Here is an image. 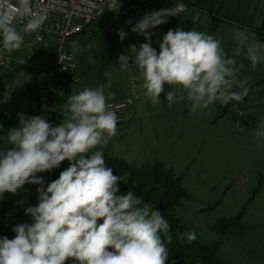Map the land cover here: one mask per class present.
<instances>
[{
  "label": "clouds",
  "instance_id": "obj_1",
  "mask_svg": "<svg viewBox=\"0 0 264 264\" xmlns=\"http://www.w3.org/2000/svg\"><path fill=\"white\" fill-rule=\"evenodd\" d=\"M117 7V0H110L108 8ZM184 11L177 2L170 9L146 12L131 27L145 42L130 49L146 99L158 104L169 85V107L186 99L194 115H210L217 103L241 101L248 88L238 79L235 59L226 56L214 35L169 29L159 52L152 46L150 30ZM46 19L34 12L32 0L0 8V50L9 54L19 50L25 36L38 31ZM117 35L123 41L127 32L121 29ZM249 58L254 67L258 58L254 54ZM128 61V56L120 55L119 63ZM105 76L107 84L67 97L64 118L57 126L45 117L20 112L19 126L7 132L10 147L0 151V199L34 184L38 204L25 209L31 224L15 226L12 239L0 238V264H167L161 233L167 236L170 225L161 211L131 191L119 194L121 177L107 166L103 151L92 152L117 130L118 117L106 94L112 74ZM65 160L69 166L45 187L37 174L51 172ZM182 235L189 242L197 238L195 232ZM167 239L170 243L171 237Z\"/></svg>",
  "mask_w": 264,
  "mask_h": 264
},
{
  "label": "rangeland",
  "instance_id": "obj_2",
  "mask_svg": "<svg viewBox=\"0 0 264 264\" xmlns=\"http://www.w3.org/2000/svg\"><path fill=\"white\" fill-rule=\"evenodd\" d=\"M211 3L213 8L220 0ZM125 5L113 9L106 18H119L118 12ZM189 8L178 17L167 19L179 23L183 18L185 24L180 29L214 35L226 56L235 59L238 79L246 82L247 95L241 101L215 104L210 115H194L186 99L172 107H160V112L158 108L148 107V116L130 111V115L125 114L117 124L116 134L108 143L98 145L92 152L101 150L137 167L162 163L181 181L184 196L172 215L184 231L195 232V241L201 245L219 242L216 257L223 264H264V135H258L264 133V41L249 39L246 36L251 33L236 26H233L236 31L222 34L217 30L219 20L211 22L207 31L200 25L209 20L208 16ZM247 9L244 3H235L227 8L225 16L232 18ZM101 22H94L85 32L65 43L63 51L78 56L80 82L66 87L72 91L63 97L55 94L51 106L48 108L47 102L43 112L36 100L34 77L38 72H48L43 69L50 62L47 56L53 57L56 51L54 36L45 35L41 43H35L33 32L25 36L19 50L7 53L11 63L0 72V124L3 125L0 151L10 147L6 134L19 126L18 113L45 118L51 115L54 118L51 124L57 126L64 118L67 97L85 87L107 84L106 72L112 74L106 93L108 103L119 102L118 94H121L122 102L127 103L126 111L135 106L134 102L138 101L133 102L121 91L127 87L131 91L142 84L134 65L135 53L130 49L131 45L138 47L142 43L105 35L99 28ZM163 25L151 30L152 42L159 40L157 34ZM122 54L129 57V64L119 63ZM250 54L258 58L254 67ZM37 187L25 184L16 194L5 193L0 199L2 215L17 225L31 224L32 217L25 215V209L36 205ZM219 222L224 224L219 226Z\"/></svg>",
  "mask_w": 264,
  "mask_h": 264
},
{
  "label": "built area",
  "instance_id": "obj_3",
  "mask_svg": "<svg viewBox=\"0 0 264 264\" xmlns=\"http://www.w3.org/2000/svg\"><path fill=\"white\" fill-rule=\"evenodd\" d=\"M109 2L110 0H32L34 12L47 17L35 32L34 42L41 43L45 35H52L56 46L53 57L47 56L50 62L43 70L48 72H38L34 77L36 100L42 112L47 106L50 92L77 84L80 79L79 67L73 55L63 51L66 42L85 32L94 22L102 20L99 28L105 35L118 36L117 32L122 29L127 32L125 39L144 43L142 35L131 31L132 25L146 12L156 10L159 6L173 8L177 3L175 0H117L118 6L126 4L125 7L118 12L119 18L107 19L106 16L112 11L108 8ZM16 4L17 0H0V8ZM167 20L170 22V19ZM17 26H20L19 23ZM7 53L0 50V72L6 70L11 63ZM109 105L118 117L117 124H120L127 103L111 102Z\"/></svg>",
  "mask_w": 264,
  "mask_h": 264
},
{
  "label": "trees",
  "instance_id": "obj_4",
  "mask_svg": "<svg viewBox=\"0 0 264 264\" xmlns=\"http://www.w3.org/2000/svg\"><path fill=\"white\" fill-rule=\"evenodd\" d=\"M104 157L107 166L113 168V174L121 177L119 194L128 191L133 192L144 203H150L158 208L169 223L170 230L167 236L171 237V242L168 243L167 236L161 233V238L164 239L168 249L167 264H223L216 257L219 242L212 245H201L196 241L189 242L182 235L187 232L183 230L172 215L173 209L179 206L180 199L184 196L179 177H175L171 170L159 162H155L151 166L137 167L118 160L108 153H104ZM68 166L69 161L65 160L51 172H43L45 187L48 183L58 179L60 172ZM98 223H102V221H98ZM221 223L224 224V222H219L218 225L220 226ZM231 223L233 225L234 222ZM15 226L17 224L3 216L0 211V238H14L13 228ZM68 264H72V262L69 261Z\"/></svg>",
  "mask_w": 264,
  "mask_h": 264
},
{
  "label": "crops",
  "instance_id": "obj_5",
  "mask_svg": "<svg viewBox=\"0 0 264 264\" xmlns=\"http://www.w3.org/2000/svg\"><path fill=\"white\" fill-rule=\"evenodd\" d=\"M175 1L182 3V4H183V2L187 3V5L189 4V6L192 7V8H189L188 6H186L185 10H187L189 8L192 11L199 12L200 14H205L206 16H208L207 18L209 20L205 21V22L202 21V25H200L201 27H206L207 31H208V26L211 25V22L214 23V21L219 20V24H217V26L219 28H217V30H219V32H221L222 34L224 32L230 33L231 31H236L233 28V26H236V27L244 28L248 32H250L251 34L246 36L249 39H259L261 41H264V0H246V2H244V0H242V1L237 0L235 3H239V4L244 3V5H247L248 9L243 10L242 12L241 11L237 12L235 15H233L232 18H228V19L226 17L227 16V14H226L227 8L232 6V4H235L233 2L234 0H220V3L218 5H215V7H213V8L211 7V4H212L211 2L213 0H198L199 2H197L195 0H175ZM195 6L198 7L199 9L196 8ZM163 8H168V7L159 6V7H157L156 10L163 9ZM170 8L171 7H169V9ZM213 13L218 16L217 19H215V17H217V16L214 15L215 16L214 17ZM186 15L188 16V14H186ZM242 15H244L245 18L241 19L240 17ZM197 16H198V14L196 15V17ZM225 19H227L228 22H226ZM229 21H232L233 23H236L237 25L230 24ZM167 23L171 24L172 26L170 28L165 26V25L161 26V28L159 30V34H157V39H159V40L152 42V46L154 48H156L157 52H159V43L162 42L163 36L168 32V30L169 29H177V28H180V26L183 27V25L185 24L183 22V18L179 23L176 21L175 22L171 21V20H170V22H167ZM189 31H191V30H189ZM89 32H87L85 34V36L87 34H89ZM246 37H244L242 39H245ZM73 57H74L75 61L77 63H79L78 56H73ZM78 67H79V74L81 76V66L79 65ZM258 80H259V78H258ZM79 82H80V79H79L78 83ZM72 86H74V85H72ZM66 87H71V86H66ZM66 87L58 88V90L56 92H53L49 95L48 108L51 106L53 98L56 97L55 94L58 93V95H61V97H63L64 95H66V93H70L72 91L71 89H68ZM127 88L122 89L121 93L123 94V92H125L127 98H129L133 102L134 101H138V102L137 103L134 102L135 106H132L133 108L131 110L129 109L128 111H126V113H125L126 116L130 115V111H134L136 114L138 113L139 115H144V113H146L145 115L148 116V115H150V112L148 109L146 110V108H148V107L158 108V110L157 109L156 110H157V112H160L159 111L160 107L168 105V102L166 100V93H167V91L171 90V86H169V85H165V92L162 93L161 96L159 97V103L158 104H153L149 99H146L142 95L143 89H142L141 85L136 86L135 89L131 90V91H129V89H127ZM133 93H134V95H133ZM118 95H120V98H121V99H119V102L123 101L122 95L121 94H118ZM137 105H138V107H137ZM47 116H48L47 117L48 122L52 123V119H54L53 116H51V115H47Z\"/></svg>",
  "mask_w": 264,
  "mask_h": 264
}]
</instances>
